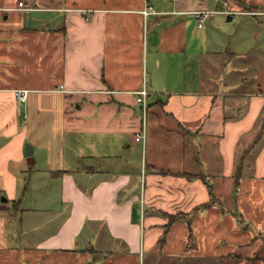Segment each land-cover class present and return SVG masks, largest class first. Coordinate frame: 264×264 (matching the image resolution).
Instances as JSON below:
<instances>
[{
	"label": "crops",
	"instance_id": "0c3cea01",
	"mask_svg": "<svg viewBox=\"0 0 264 264\" xmlns=\"http://www.w3.org/2000/svg\"><path fill=\"white\" fill-rule=\"evenodd\" d=\"M150 2L0 0V264H264V0Z\"/></svg>",
	"mask_w": 264,
	"mask_h": 264
},
{
	"label": "built area",
	"instance_id": "2783aa9c",
	"mask_svg": "<svg viewBox=\"0 0 264 264\" xmlns=\"http://www.w3.org/2000/svg\"><path fill=\"white\" fill-rule=\"evenodd\" d=\"M145 1L147 2L146 7L144 8L142 12L145 18H148L149 16H152V15L162 14V12H159L155 8V6L150 2V0H145ZM19 7L21 8L24 7L30 10L29 6L26 5L24 2H20ZM212 13H213L212 11L200 10V11H195L194 15L196 19L199 21V23L202 25ZM149 95H150V92L148 90L147 85H145L144 88L138 92L137 101L140 104H142V107H143L144 125H143V129L139 133H137L135 137V140L137 142L145 143V140L147 139L146 136H147V119H148V113H149V110H148L149 109V104H148ZM16 96L20 102H26L29 97V91L27 89L17 90Z\"/></svg>",
	"mask_w": 264,
	"mask_h": 264
},
{
	"label": "rangeland",
	"instance_id": "374dc122",
	"mask_svg": "<svg viewBox=\"0 0 264 264\" xmlns=\"http://www.w3.org/2000/svg\"><path fill=\"white\" fill-rule=\"evenodd\" d=\"M230 15H221L216 21V24L212 26V31L214 33L215 39H221L224 42L234 40L241 36V33L245 31V18L240 16H235L234 20H228ZM240 21H243L240 24ZM231 35V36H230ZM222 45V44H221ZM221 45L219 46V51H221ZM264 241V239H263ZM259 254L264 255V246L259 250Z\"/></svg>",
	"mask_w": 264,
	"mask_h": 264
},
{
	"label": "trees",
	"instance_id": "16d2710c",
	"mask_svg": "<svg viewBox=\"0 0 264 264\" xmlns=\"http://www.w3.org/2000/svg\"><path fill=\"white\" fill-rule=\"evenodd\" d=\"M239 187V182H238V180L236 181V184H235V191H237V188ZM211 195H212V191H211ZM214 202V200L211 198V201H210V203L209 204H207V205H211L212 203ZM184 214H178V215H174V216H170V218H169V224H168V226L170 225V224H172V223H174V222H176L178 219H180L182 216H183ZM237 216V215H236ZM238 217V216H237Z\"/></svg>",
	"mask_w": 264,
	"mask_h": 264
}]
</instances>
